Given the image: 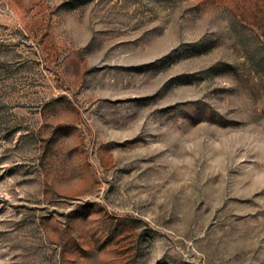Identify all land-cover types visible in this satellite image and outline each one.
<instances>
[{"label": "rangeland", "instance_id": "1", "mask_svg": "<svg viewBox=\"0 0 264 264\" xmlns=\"http://www.w3.org/2000/svg\"><path fill=\"white\" fill-rule=\"evenodd\" d=\"M0 264H264V0H0Z\"/></svg>", "mask_w": 264, "mask_h": 264}]
</instances>
